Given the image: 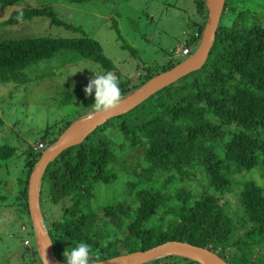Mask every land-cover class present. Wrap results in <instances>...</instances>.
Masks as SVG:
<instances>
[{"label":"trees","instance_id":"1","mask_svg":"<svg viewBox=\"0 0 264 264\" xmlns=\"http://www.w3.org/2000/svg\"><path fill=\"white\" fill-rule=\"evenodd\" d=\"M18 1L0 0V6ZM238 1L224 0L212 45L199 69L107 119L46 164L39 181V201L44 185L50 202L67 199L56 219L44 223L40 212L56 260L65 263L64 251L81 241L91 245L99 260L180 241L206 248L228 264H264L261 188L251 180L236 187L238 218L227 213L223 200L233 190V174L258 163L264 167V0L260 12L238 9ZM192 2L196 21L184 39L190 48L197 45L206 15L204 0ZM40 16L76 35L1 37V83L20 82L23 69L60 50L94 61L101 73L114 70L97 41L58 18L48 5L15 7L0 25ZM172 58L160 68L142 66L135 83L119 77L122 94L179 62ZM88 82H78L63 92L60 103L77 99L82 107L92 109L94 98L84 92ZM69 123L65 120L55 135L47 126L37 142L50 145ZM112 130L121 137L117 150L140 148L143 164L133 169L135 178L125 182L130 202L117 199L92 209L94 185H108L116 177L112 167L117 156L107 136ZM13 153V147L0 145V166ZM24 153V175L18 179L15 199L27 213V177L40 152L27 148ZM27 232L32 234L31 226ZM26 250L39 261L32 243ZM177 259L194 262L171 254L147 264H170Z\"/></svg>","mask_w":264,"mask_h":264},{"label":"rangeland","instance_id":"2","mask_svg":"<svg viewBox=\"0 0 264 264\" xmlns=\"http://www.w3.org/2000/svg\"><path fill=\"white\" fill-rule=\"evenodd\" d=\"M262 3L263 0H239L237 8L260 12ZM38 5L50 6L58 18L80 27L87 36L97 41L102 53L112 61L113 72L132 83H135L142 66L160 68L168 58L173 59L171 56L175 47L184 45V39L193 31L196 21L192 0H19L12 6H0V21L15 7ZM39 35L69 37L76 34L49 24L44 16L18 24L0 25V38ZM195 47L191 46L192 51ZM175 58L181 61L185 56ZM22 72L20 82H0V145L14 148L13 155L0 166V264H41L26 250L31 243L36 250L34 235L32 229V234L27 232L31 226L29 217L21 211V205L15 199L18 179L24 175V150L39 140L47 126H51L50 130L55 135L54 130L65 120L73 122L94 110L93 106L92 109L82 107L77 99L60 103V96L76 83L89 80L95 73L103 74L94 61L65 50L26 67ZM90 98H94V92ZM107 136L117 156V163L112 167L116 177L108 185L99 182L94 185L92 209L117 199L130 202L132 197L125 182L128 179L132 181L135 178L133 169L143 164L140 148L117 150L121 142L118 132L112 130ZM49 139L50 136L46 141ZM231 177L233 190L225 194L223 200L226 201L227 213L238 218L240 208L236 187L251 180L264 193V167L258 163L250 170L240 171ZM45 193L44 185L39 201L44 223L58 218L62 204L67 201L50 202ZM21 225L26 227V231H20ZM237 232L241 234L238 227ZM177 260L171 262L198 264Z\"/></svg>","mask_w":264,"mask_h":264},{"label":"water","instance_id":"3","mask_svg":"<svg viewBox=\"0 0 264 264\" xmlns=\"http://www.w3.org/2000/svg\"><path fill=\"white\" fill-rule=\"evenodd\" d=\"M223 2L224 0H204L206 15L203 28L195 49L188 56L169 69L154 74L133 90L125 93L117 108L109 112L97 113L93 111L70 122L56 136L54 141L40 152L27 179L26 206L34 235V244L41 264H44V254L48 264H65L56 260L52 254L51 242L39 209L38 187L46 164L62 150L80 143L87 134L107 119L131 110L156 91L199 69L205 62L212 45ZM171 254L184 257L198 264H228L206 248L180 241H165L145 250L123 253L100 261L102 264H144L152 259Z\"/></svg>","mask_w":264,"mask_h":264},{"label":"clouds","instance_id":"4","mask_svg":"<svg viewBox=\"0 0 264 264\" xmlns=\"http://www.w3.org/2000/svg\"><path fill=\"white\" fill-rule=\"evenodd\" d=\"M84 92L86 96H92L94 92L92 105L97 113L109 112L117 108L123 99L119 77L111 70L103 74L95 73L89 79ZM64 258L65 264H102V261L92 253L91 245L83 241L77 243L70 251L65 250ZM44 264H48L45 254Z\"/></svg>","mask_w":264,"mask_h":264},{"label":"built area","instance_id":"5","mask_svg":"<svg viewBox=\"0 0 264 264\" xmlns=\"http://www.w3.org/2000/svg\"><path fill=\"white\" fill-rule=\"evenodd\" d=\"M191 48L189 46L180 45L175 47L172 57H186L190 54ZM46 147V144L43 141L36 142L31 146V150L35 152H41ZM20 231H25V226H20ZM26 244V242L24 241Z\"/></svg>","mask_w":264,"mask_h":264}]
</instances>
